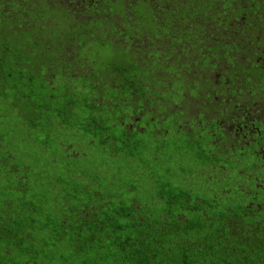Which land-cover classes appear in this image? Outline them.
Returning <instances> with one entry per match:
<instances>
[{"label": "trees", "instance_id": "trees-1", "mask_svg": "<svg viewBox=\"0 0 264 264\" xmlns=\"http://www.w3.org/2000/svg\"><path fill=\"white\" fill-rule=\"evenodd\" d=\"M263 14L264 0H0V83L31 81L30 66L76 93L51 116L19 102L20 138L0 135V256L20 238L6 210L28 219L52 194L50 175L64 184L69 250H42L58 264H264ZM9 37L25 38L22 52ZM173 134L183 137L170 148ZM94 145L106 153L84 166ZM141 147V190L113 191L103 179L117 151L141 161ZM174 153L195 169L159 178L157 161ZM35 169L45 191L31 185Z\"/></svg>", "mask_w": 264, "mask_h": 264}, {"label": "rangeland", "instance_id": "rangeland-1", "mask_svg": "<svg viewBox=\"0 0 264 264\" xmlns=\"http://www.w3.org/2000/svg\"><path fill=\"white\" fill-rule=\"evenodd\" d=\"M260 22L264 23V14L261 17ZM24 36V35H22ZM25 37V36H24ZM25 38H7L8 41H11V50H17L21 51V44L23 43ZM30 47L31 45L28 44ZM28 56V55H27ZM67 60H72V56L68 55L66 57ZM30 65V63H29ZM28 72L31 74L32 80L30 81L28 79V75H25L22 79H20L17 82L16 86L12 85L11 81H7L5 83H0V135L4 136V138L9 142L12 143L14 139L20 138L21 135V128L18 120H15L13 118V113L15 110V106L25 99L27 100V103L22 102L25 105H33V104H40L44 102L46 104V112L48 115H52L57 113L58 111L63 110L62 104L66 103V98L70 96H75L76 93L73 92H65L64 91V84L62 80L56 76V78L53 81V87L49 85L47 80L45 78L40 77L39 75H36L38 71H33L32 67L29 66ZM20 88H24L25 91L21 95H17V92ZM15 98H14V97ZM76 116V115H75ZM169 135L168 137V144L170 145V148L174 147L175 141L181 139L183 136L180 134H176L178 137ZM148 144L147 146H149ZM146 146V147H147ZM93 146L90 147L89 157L88 159H83L85 163L79 164L78 168L79 170L84 166H88L92 163H94V159L97 158L100 154L106 153V149L102 146ZM145 147H141L140 149L143 151V153L147 154L144 156V158L140 160L133 159V158H127L123 155H120V153L123 154L122 151H117L119 154V159H114L111 161L112 168L109 170V176L104 178L102 177L105 184L108 185V187H111L113 191H116L118 193L127 194L130 190V186L133 184L138 185V191L141 190V184L138 181V173L141 169V162L142 165L148 161L145 159L148 157V153L144 151ZM175 154V153H174ZM95 157V158H94ZM138 157V156H135ZM87 161V162H86ZM187 163L192 164V157L187 156H180L179 154L175 155H169V159L165 161L164 159H160L157 161V168L159 170V178L161 179H168L169 181H172L174 177V172H179L181 168ZM193 165V164H192ZM82 166V167H81ZM193 169H195V165H193ZM37 169H35L33 172H30V182L33 188L35 189H41L42 191L46 190V186H41V180H38L36 178L37 176ZM75 173L78 171V169H74ZM19 175L22 176V172H19ZM44 182L47 183V189L52 193L49 196L43 198V200L36 206V209L29 215L28 219H23V214L27 216V212H25L24 209L19 208L23 214L19 213L17 214L12 209L6 210V224L5 226L11 227L14 234H18L20 238L14 237V240H9V244L13 245L12 250L10 251L9 259L5 255L0 256L2 260H6L2 262L1 264H21L22 261L27 260L23 256L24 252L29 253L30 255L34 256L36 258L35 262L33 261L32 264H58L57 259H47L46 258V249L42 250L45 247V243H51L56 242L52 247L53 251L49 252V255L56 256L54 254V251L57 253H60L63 251L62 245L69 246V242L67 240L66 234L63 235L62 233H68V227L65 229H61V224L59 223V219L61 217V197L60 192L62 191L64 184H54L49 185V182L54 179V177L50 175H45L43 177ZM147 181V180H146ZM92 183V182H91ZM14 186H16L14 182ZM103 187V185H102ZM151 185L149 182H147L145 186V194L150 195ZM6 188L5 184V177L0 178V207H1V201L5 200V194L4 190ZM157 191V188L153 187V193ZM59 192V194L56 195L55 193ZM32 192H26L23 195V200L29 199ZM146 197V196H145ZM10 199L13 200L12 205L14 206H20L21 204L19 202H15L14 200H19L18 193L14 192L12 196H9ZM148 199V198H146ZM33 219V223L29 222V219ZM2 219V216L0 215V220ZM26 220V221H22ZM24 222V223H23ZM3 223V222H2ZM29 224V227H28ZM27 226V227H26ZM28 229V230H27ZM27 233H29L27 235ZM22 237H26L21 240ZM55 239V240H54ZM59 246L60 249H55L56 246ZM18 247V248H16ZM86 258H90V253L85 256ZM73 264H89L82 261H74Z\"/></svg>", "mask_w": 264, "mask_h": 264}]
</instances>
